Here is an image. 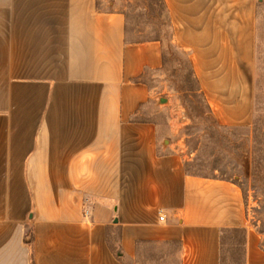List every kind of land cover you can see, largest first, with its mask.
<instances>
[{
  "label": "crops",
  "instance_id": "obj_1",
  "mask_svg": "<svg viewBox=\"0 0 264 264\" xmlns=\"http://www.w3.org/2000/svg\"><path fill=\"white\" fill-rule=\"evenodd\" d=\"M160 2L213 117L248 125L259 0ZM163 65L113 2L0 0V264H139L150 246L222 264L233 230L264 264L241 188L158 135L144 79Z\"/></svg>",
  "mask_w": 264,
  "mask_h": 264
},
{
  "label": "rangeland",
  "instance_id": "obj_2",
  "mask_svg": "<svg viewBox=\"0 0 264 264\" xmlns=\"http://www.w3.org/2000/svg\"><path fill=\"white\" fill-rule=\"evenodd\" d=\"M109 2L125 14L129 39H157L163 44L161 72L144 79L153 91L147 113L156 122L158 135L184 151L186 172L237 184L248 225L264 237V0H259L255 11L251 120L248 125L230 126L213 117L187 55L170 43L169 20L160 0H99L104 7ZM242 244L241 233L225 234L222 264H242ZM164 251L162 246H150L149 255H143L139 264H175L172 258H164Z\"/></svg>",
  "mask_w": 264,
  "mask_h": 264
},
{
  "label": "trees",
  "instance_id": "obj_3",
  "mask_svg": "<svg viewBox=\"0 0 264 264\" xmlns=\"http://www.w3.org/2000/svg\"><path fill=\"white\" fill-rule=\"evenodd\" d=\"M231 232H239V233H241L242 235H243V238H244V231L243 230H233V231H231ZM31 242V239L28 241V243H29V246H30V243ZM32 260V259H31ZM31 264H33V262L31 261Z\"/></svg>",
  "mask_w": 264,
  "mask_h": 264
},
{
  "label": "built area",
  "instance_id": "obj_4",
  "mask_svg": "<svg viewBox=\"0 0 264 264\" xmlns=\"http://www.w3.org/2000/svg\"><path fill=\"white\" fill-rule=\"evenodd\" d=\"M160 219H162V217H160Z\"/></svg>",
  "mask_w": 264,
  "mask_h": 264
}]
</instances>
